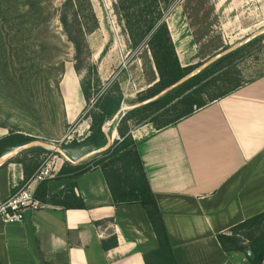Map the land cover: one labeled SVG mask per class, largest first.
<instances>
[{"label":"crops","instance_id":"obj_1","mask_svg":"<svg viewBox=\"0 0 264 264\" xmlns=\"http://www.w3.org/2000/svg\"><path fill=\"white\" fill-rule=\"evenodd\" d=\"M171 36L183 64L179 51L187 47ZM79 104L77 115L86 106ZM130 132L176 263L247 264L246 252L224 250L217 235L264 211V74L171 125L145 123ZM69 150L73 158L85 155L83 147ZM16 154L0 164V199L37 170ZM69 163L45 181L44 194L33 184L41 207L21 221L0 219V264H145L158 241L144 206L114 204L99 164L60 172L80 164ZM114 236L117 244L105 248Z\"/></svg>","mask_w":264,"mask_h":264},{"label":"rangeland","instance_id":"obj_2","mask_svg":"<svg viewBox=\"0 0 264 264\" xmlns=\"http://www.w3.org/2000/svg\"><path fill=\"white\" fill-rule=\"evenodd\" d=\"M30 1L36 0H0V132L18 130L68 151L70 147H83V153H90L106 144V137L104 144V140L99 144L89 139L90 115L105 114V123L121 105L144 100L148 88L158 81L151 52L144 43L137 48L131 46L116 0H91L99 27L86 34L91 51L88 63L97 68L99 82H93L87 105L77 80L80 82L87 74L88 63L83 60L81 72L76 71L75 48L59 20L64 0H39L43 10L38 19L29 12ZM164 19L169 25L173 22L170 32L176 44L187 47L185 52L181 48L179 51L182 66L197 67L264 27V6L257 0H176ZM227 55L214 62L219 61L211 69L217 70H208L209 77L204 80L231 67L243 84L263 75L264 34ZM79 99L86 106L77 115ZM130 110L120 113L109 127L113 134L109 148L122 140L117 127ZM145 123L156 129L147 120H127L129 130ZM109 148L79 163L96 165L100 159L110 157L103 154ZM28 153H18L14 159L29 158ZM55 155L61 158L59 163L68 161L55 149H46L36 161L41 164Z\"/></svg>","mask_w":264,"mask_h":264},{"label":"trees","instance_id":"obj_3","mask_svg":"<svg viewBox=\"0 0 264 264\" xmlns=\"http://www.w3.org/2000/svg\"><path fill=\"white\" fill-rule=\"evenodd\" d=\"M175 1L116 0L131 46L137 48L142 43L146 44L158 73V81L148 88L149 94L145 98L151 97L171 85L195 67L191 65L182 66L168 23L164 19V14ZM28 5L29 12L35 14L36 19L41 17L43 8L39 0L30 1ZM59 20L64 33L75 48V58L77 60L75 69L77 72H81L83 60L88 63L91 56L86 34L95 31L99 27V21L91 0H64L60 8ZM228 56L226 55L225 58ZM216 64L213 63L212 66L167 92L159 99L128 111L117 127L122 140L115 141L111 148L103 152V154L110 155L108 159L102 158L96 162L104 171L114 204L140 203L146 210L157 237L158 247L144 254L145 264L177 263L161 211L149 185L142 160L137 151L136 141L129 130L127 120H147L152 122L156 129H160L177 122L195 110L243 85L240 79L235 76L237 70L232 69V67L223 70L215 77L204 80L209 77L208 70L211 73L217 70L215 68H213L214 70L211 69ZM93 82L95 84L99 82L97 68L88 63L87 74L80 81L81 91L87 105L90 103L93 94ZM204 94L208 96L207 99L203 97ZM90 116L92 118L90 126L92 134L89 139L91 138L99 144L104 140V144L105 136L102 131V124L106 120V116L103 113H92ZM32 140L35 139L30 135L18 130H11L7 135L0 137V156L11 150V148ZM46 149L39 145L24 149L19 153L35 152L36 158L28 159L24 157L18 160L27 167L32 164L36 169L40 165L36 159ZM66 164L70 163L66 161L64 165ZM64 165L60 172L69 168L78 174L89 169L83 163L70 165V167ZM45 181L40 182L39 193L44 194ZM217 238L226 251L242 250L246 252L250 248L255 257L253 259L249 258L247 264H262L264 262V211L237 223L230 228L229 232L219 233ZM116 244L117 238L114 236L110 242L105 241L103 246L109 248V246Z\"/></svg>","mask_w":264,"mask_h":264},{"label":"water","instance_id":"obj_4","mask_svg":"<svg viewBox=\"0 0 264 264\" xmlns=\"http://www.w3.org/2000/svg\"><path fill=\"white\" fill-rule=\"evenodd\" d=\"M262 34H264V27L256 30L255 32H253L252 34L246 36L245 38H243L242 40L233 43L231 46L227 47L226 49H223L222 51L216 53L215 55H213L212 57H210L209 59H207L206 61L202 62L200 65H198L197 67L193 68L191 71H189L186 75H184L183 77H181L180 79H178L177 81H175L174 83H172L171 85L165 87L164 89H162L161 91H159L158 93L154 94L151 97H148L140 102H137L135 104L126 106V105H121V107L119 108V110L117 111V113L114 115V117L111 120L106 121L105 123H103L102 125V129L103 132L105 134L106 137V144L103 145L102 147H99L93 151H91L90 153H87L79 158H73L71 156H69L64 149H62L61 147L57 146L55 143L53 142H47V141H43V140H39V139H35L32 140L28 143L19 145V146H15L14 148H12L11 150L7 151L6 153H4L2 156H0V164H2L3 162H5L7 159H9L11 156H13L14 154L18 153L21 150L30 148L32 146H43L47 149H55L58 153H60L63 157L66 158V160L73 162V163H79L82 160H84L85 158L98 153V152H102L104 150H106L107 148H109L112 144L113 141V135H111L109 133V127L111 126V124L117 119V117L119 116L120 113L125 112L126 110H130L136 107H140V106H144L146 104H149L157 99H159L161 96H163L164 94H166L167 92L173 90L174 88L180 86L181 84H183L184 82L188 81L189 79H191L192 77L198 75L199 73H201L203 70H205L207 67H209L211 64H213L214 62H216L217 60L221 59L222 57L226 56L227 54L239 49L240 47L244 46L245 44L249 43L250 41H252L253 39L261 36ZM246 253L248 255L249 258L253 259L255 257L253 251L248 248L246 250Z\"/></svg>","mask_w":264,"mask_h":264},{"label":"built area","instance_id":"obj_5","mask_svg":"<svg viewBox=\"0 0 264 264\" xmlns=\"http://www.w3.org/2000/svg\"><path fill=\"white\" fill-rule=\"evenodd\" d=\"M119 140L121 138L117 137ZM60 157L45 158L39 165L37 170L18 186L9 196L0 199V219L4 222L21 221L28 209H36L41 207L42 203L35 197L32 188L34 183L53 178L59 172Z\"/></svg>","mask_w":264,"mask_h":264},{"label":"bare ground","instance_id":"obj_6","mask_svg":"<svg viewBox=\"0 0 264 264\" xmlns=\"http://www.w3.org/2000/svg\"><path fill=\"white\" fill-rule=\"evenodd\" d=\"M116 131V130H115ZM116 135H117V132H116Z\"/></svg>","mask_w":264,"mask_h":264}]
</instances>
